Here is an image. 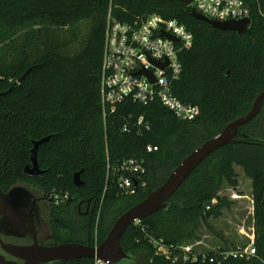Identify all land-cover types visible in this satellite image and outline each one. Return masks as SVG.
Masks as SVG:
<instances>
[{"label":"trees","instance_id":"trees-1","mask_svg":"<svg viewBox=\"0 0 264 264\" xmlns=\"http://www.w3.org/2000/svg\"><path fill=\"white\" fill-rule=\"evenodd\" d=\"M243 2L251 23L238 34L196 19L181 0H0V187L21 183L51 194L54 244L101 243L120 214L159 186L194 148L251 108L264 88V0ZM150 14L176 19L193 35L191 47L179 53L182 72L172 85L177 98L198 107L193 120L176 118L157 100L125 99L114 111L103 108L108 15L133 23ZM44 137L36 153L41 173L28 175L24 167L31 162L33 142ZM237 139L210 153L165 208L128 226L120 245L131 259L118 264H264V101L257 116L239 127ZM128 159L144 169L129 174L133 194H124L117 184L118 169ZM235 166L252 184L255 253L233 254L238 247L226 241L196 261L158 252L164 245L181 253L180 245L199 240L203 225L213 231L209 219L229 205L220 189L238 185ZM77 172L82 185L74 183ZM64 193L68 197L55 203L54 195ZM88 200L96 203L94 212L81 215L78 203ZM95 261L81 257L47 264Z\"/></svg>","mask_w":264,"mask_h":264},{"label":"built area","instance_id":"built-area-1","mask_svg":"<svg viewBox=\"0 0 264 264\" xmlns=\"http://www.w3.org/2000/svg\"><path fill=\"white\" fill-rule=\"evenodd\" d=\"M190 6L208 18L220 21L249 17L248 7L243 0H191ZM164 33L174 36L176 40ZM192 42V33L173 18L150 14L139 21L127 23L108 15L100 90L104 110L114 111L117 104L125 99L140 104L157 100L176 118L185 121L195 119L198 107L181 101L172 92V85L182 72L179 53L191 47ZM141 70L150 73L154 80ZM142 122L143 117L140 116L138 123ZM118 170L121 171L117 176L118 186L124 194H133L135 188L129 174L142 173V164L138 160L128 159ZM54 197L55 203H60L68 197V193L55 194ZM179 249L181 253L174 254L164 245L157 247L158 252L173 260L196 261L199 256L203 259L206 257L203 252L194 251L192 244L180 245ZM254 253L253 239L246 248L233 251V254L241 256ZM95 264L109 263L96 260Z\"/></svg>","mask_w":264,"mask_h":264},{"label":"water","instance_id":"water-1","mask_svg":"<svg viewBox=\"0 0 264 264\" xmlns=\"http://www.w3.org/2000/svg\"><path fill=\"white\" fill-rule=\"evenodd\" d=\"M181 1L187 5L191 3V0ZM191 15L196 19L205 21L213 27L234 30L238 34L244 33L250 27L251 23L250 17L222 21L211 19L199 13L193 7H191ZM164 34L176 40L174 36L166 33ZM140 72L145 73L151 80H154L150 73L145 70H141ZM24 75L25 73L19 77L18 81H21ZM263 101L264 88L256 95L251 108L246 114L229 121L220 132L206 139L194 148L178 163L159 186L149 191L141 201L120 214L101 243L93 246L77 242L40 245L35 239L30 245H15L4 243L0 240L2 249L8 254L21 259L23 261L22 264H47L56 261L78 259L81 257H89L108 262L109 264H118L130 260L131 256L128 255L120 245L121 237L128 226L141 218L147 217L165 208L174 191L210 153L225 144L241 141V139H237L239 127L250 122L257 116ZM47 139L48 137H44L33 142L30 155L31 162L24 167L28 175L36 176L41 173L38 167L36 153L38 146ZM73 179L76 185H82L78 172L74 174ZM30 200V192L22 185L13 186L6 193L2 192L0 189L1 233L16 237H23L26 232L35 234L32 217L37 207L35 201ZM27 207H30V209H27ZM28 220L31 222L29 226H27ZM0 264L18 263L6 260L0 255Z\"/></svg>","mask_w":264,"mask_h":264},{"label":"rangeland","instance_id":"rangeland-1","mask_svg":"<svg viewBox=\"0 0 264 264\" xmlns=\"http://www.w3.org/2000/svg\"><path fill=\"white\" fill-rule=\"evenodd\" d=\"M235 171L238 185L231 187L225 184L220 189V195L229 201L228 207L222 210L219 217L209 219L208 223L213 231L203 225L199 240L191 243L198 251L206 253L219 250L225 247V241L238 248H246L254 239L251 180L239 166H235ZM45 216L49 218L48 213H45Z\"/></svg>","mask_w":264,"mask_h":264},{"label":"flooded vegetation","instance_id":"flooded-vegetation-1","mask_svg":"<svg viewBox=\"0 0 264 264\" xmlns=\"http://www.w3.org/2000/svg\"><path fill=\"white\" fill-rule=\"evenodd\" d=\"M17 185H22L24 186L31 194V200L30 201H35L37 210L34 212V215L32 217V221L34 224V230L35 234L32 232H26L23 237H16L13 235H6L4 233L0 232V240L4 243H10V244H15V245H30L34 242L36 239V242L40 245H51L54 244L50 238L52 237V233L49 227V222L48 219L45 216V213H48V216L50 215V212L53 207V202H52V196L50 193L43 194L42 192L39 191V189L30 186V185H25V184H17ZM16 186V185H14ZM13 187V186H11ZM10 187V188H11ZM10 188H1V191L6 193ZM95 202H90L88 200L86 203L83 201H80L78 203V210L81 215H88L92 214L95 209ZM81 206L84 207V209H81ZM27 209H30V207H27ZM31 222L28 220L27 221V226H29ZM1 226V222H0ZM0 255L4 257V259L9 260V261H15L18 264H22L23 261L17 257H14L7 252H5L1 245H0Z\"/></svg>","mask_w":264,"mask_h":264}]
</instances>
